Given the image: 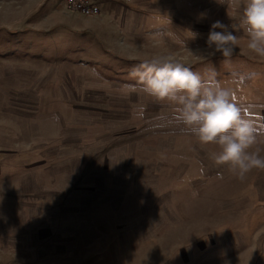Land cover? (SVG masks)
Instances as JSON below:
<instances>
[{
	"label": "rangeland",
	"instance_id": "rangeland-1",
	"mask_svg": "<svg viewBox=\"0 0 264 264\" xmlns=\"http://www.w3.org/2000/svg\"><path fill=\"white\" fill-rule=\"evenodd\" d=\"M66 8L0 0V264H264V170L241 182L217 166L218 147L201 145L130 75L171 54L224 87L245 75L240 94L264 105V58L247 49L229 17L238 13L214 0L178 35L162 18L129 58L117 54L124 36L93 32L87 44L75 19L84 16ZM216 20L236 25L229 60L207 52ZM257 148L264 156V136ZM45 215L56 223L39 232Z\"/></svg>",
	"mask_w": 264,
	"mask_h": 264
},
{
	"label": "clouds",
	"instance_id": "clouds-1",
	"mask_svg": "<svg viewBox=\"0 0 264 264\" xmlns=\"http://www.w3.org/2000/svg\"><path fill=\"white\" fill-rule=\"evenodd\" d=\"M227 4L238 15L247 34V49L264 58V0H218ZM220 29V31H217ZM231 26L216 20L207 37L208 54L218 53L229 60L240 46L238 35ZM130 75L141 86L142 92L157 102H168L175 108L174 119L198 138L201 145H216L217 151L209 158L241 182L254 169L264 170V156L253 149L264 136V105L252 103L241 95L246 76L234 80L236 88L224 87L214 70L203 76L194 72L171 54L154 55L143 59ZM135 91V85H130ZM223 176V172L218 173Z\"/></svg>",
	"mask_w": 264,
	"mask_h": 264
},
{
	"label": "crops",
	"instance_id": "crops-1",
	"mask_svg": "<svg viewBox=\"0 0 264 264\" xmlns=\"http://www.w3.org/2000/svg\"><path fill=\"white\" fill-rule=\"evenodd\" d=\"M98 1L100 6V13L93 15H84V17H76V25H70V30L76 26L78 31H85L81 34L86 36L87 44L92 40L93 32L97 35L104 36L105 40L107 36H113V40L119 43L121 40L119 37L124 36V45L126 49L118 50L117 54L122 57L136 58L129 56L125 52L128 50L142 49L146 45L145 35L148 32L150 26L160 25V20L166 18V23H162L159 27L166 26L167 29L174 30L177 34L180 31L184 32L189 29H193L196 26H200L197 19L200 17L199 9L203 6L213 4L214 0H95ZM66 2V0H65ZM192 2V8L197 10V13L189 12L186 3ZM67 6V5H66ZM69 12L68 8H66ZM175 9H180L179 13L174 14ZM75 12V11H71ZM79 13V12H78ZM212 15H216V11L209 12ZM73 16V15H72ZM176 24V25H175ZM170 25V26H169ZM178 27V29H177ZM173 28V29H172ZM209 29V28H204ZM178 35V34H177ZM102 48L106 47L100 42ZM120 47V46H118ZM114 48V47H113ZM89 49V48H88ZM115 50V49H114ZM128 52V51H127ZM138 57V55H136ZM83 168L82 165L79 169ZM76 175H79V171L75 170ZM45 221L39 225V232L45 229L47 221L50 223H56L55 219H50L47 215L44 216ZM45 223V224H44ZM55 226H50V231ZM73 229V228H71Z\"/></svg>",
	"mask_w": 264,
	"mask_h": 264
},
{
	"label": "built area",
	"instance_id": "built-area-1",
	"mask_svg": "<svg viewBox=\"0 0 264 264\" xmlns=\"http://www.w3.org/2000/svg\"><path fill=\"white\" fill-rule=\"evenodd\" d=\"M66 5L71 11H77L84 15L99 14L101 11L98 1L95 0H66Z\"/></svg>",
	"mask_w": 264,
	"mask_h": 264
}]
</instances>
